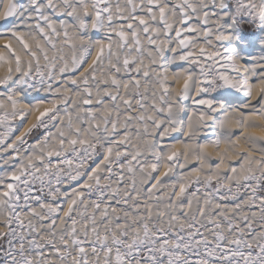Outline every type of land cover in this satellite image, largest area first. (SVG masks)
<instances>
[{"label": "snow or ice", "instance_id": "snow-or-ice-1", "mask_svg": "<svg viewBox=\"0 0 264 264\" xmlns=\"http://www.w3.org/2000/svg\"><path fill=\"white\" fill-rule=\"evenodd\" d=\"M0 264H264V0H0Z\"/></svg>", "mask_w": 264, "mask_h": 264}, {"label": "bare ground", "instance_id": "bare-ground-1", "mask_svg": "<svg viewBox=\"0 0 264 264\" xmlns=\"http://www.w3.org/2000/svg\"><path fill=\"white\" fill-rule=\"evenodd\" d=\"M257 54H259V53L257 52Z\"/></svg>", "mask_w": 264, "mask_h": 264}]
</instances>
